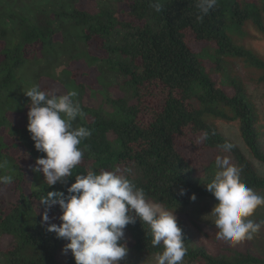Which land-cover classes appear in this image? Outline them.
Returning <instances> with one entry per match:
<instances>
[{
	"label": "trees",
	"instance_id": "obj_1",
	"mask_svg": "<svg viewBox=\"0 0 264 264\" xmlns=\"http://www.w3.org/2000/svg\"><path fill=\"white\" fill-rule=\"evenodd\" d=\"M77 1L0 0V161L9 162L0 175L13 176L11 184H0V264H75L71 252L62 251L67 241L47 230L40 197L66 191L74 175L89 169L117 168L127 170L150 201L174 211L187 248L183 264H264L253 238L228 241L217 237V228L199 234L189 213L192 206L218 202L206 188L217 155L230 157L247 187L264 190V173L252 160L264 163V90L258 94L248 83L256 80L264 89V54L246 44L252 28L264 38V0H217L202 22L196 21L197 0H123L135 23L116 16L118 0H99L95 14L78 9ZM156 2L159 12L150 7ZM95 36L105 58L86 48ZM28 46L35 48L28 52ZM80 61L99 72L100 89L89 87L90 97L101 96L97 106L71 68ZM242 68L253 76L245 80ZM43 77L77 92L73 99L85 116L73 126L92 131L79 145L84 158L73 176L51 187L33 171L36 158L46 154L35 149L27 129L30 98L24 94L37 85L49 90L41 86ZM220 121L237 124L247 152L221 131ZM225 142L234 145L230 152L222 151ZM61 211L58 205L49 210L51 223H61ZM151 238L139 218L129 224L121 241L129 251L120 264H155L163 246L153 247Z\"/></svg>",
	"mask_w": 264,
	"mask_h": 264
},
{
	"label": "clouds",
	"instance_id": "obj_2",
	"mask_svg": "<svg viewBox=\"0 0 264 264\" xmlns=\"http://www.w3.org/2000/svg\"><path fill=\"white\" fill-rule=\"evenodd\" d=\"M93 1V8L81 7L82 0H78L76 6L95 14L99 10V0ZM113 4L119 20L137 22V18L130 12V3L118 0ZM216 4L217 0H197L196 21L202 22ZM150 7L159 12L162 5L156 2L150 4ZM248 37L250 36L246 39ZM55 38L61 40L62 35L57 33ZM3 43L0 40V45ZM92 44L103 54L93 53ZM34 48L35 46H28L26 50L31 52ZM86 48L93 56H107L103 42L97 36L89 40ZM80 62L73 65L87 67L89 75L97 71L99 85L98 70L84 61ZM43 78L47 80L46 77ZM79 81L77 82L86 88V99H95L97 95L90 97L89 87ZM59 87L64 90L61 84ZM24 94L30 98L27 129L35 149L46 154L36 158L33 171L43 174L48 187L57 183L67 184V178L73 176V169L84 158V151L79 145L92 135L87 127L73 126L77 117L85 116L80 103L73 99L77 92L64 90V94H58L54 89L45 91L37 85L24 91ZM203 139H207V133ZM220 147L223 152H230L234 145L225 142ZM8 163L6 159L0 161V170L6 169ZM215 165L217 171L214 179L206 184V188L218 201L210 212L218 229L216 235L232 242L251 240L264 227V220L255 222L249 219L258 207H264V195L256 193L242 182L241 169L231 162L230 157L217 155ZM129 175L127 170L121 171L119 168L101 170L99 173L89 169L86 174L74 175L75 180L67 185L66 191H48L40 197V203L45 206L42 220L47 223V230L67 241L62 251L65 254L70 251L75 264H120L129 251L127 242H121L125 240V229L129 224H135L137 218L149 226L151 245L163 246V250L155 254V264H183L187 248L174 211L150 201L144 189L137 187L129 179ZM12 182V175H0V184L8 185ZM183 194L182 189L181 195ZM190 198L195 200V193ZM57 205L62 210L59 225L51 223L48 215L49 210ZM132 212L135 215L130 214Z\"/></svg>",
	"mask_w": 264,
	"mask_h": 264
},
{
	"label": "rangeland",
	"instance_id": "obj_3",
	"mask_svg": "<svg viewBox=\"0 0 264 264\" xmlns=\"http://www.w3.org/2000/svg\"><path fill=\"white\" fill-rule=\"evenodd\" d=\"M80 6L83 8H85L86 6L89 8H93L95 5H94L93 0H82V2L80 3ZM251 32L253 34V37H251V36L248 37L246 39V44L248 46L253 44L255 48H257L261 53L264 54V38L259 33H257L256 30L253 28L251 29ZM91 50L95 54H99V55L103 54L100 51H97L96 46L94 44L91 45ZM72 68L74 70H76L78 81L80 80L87 87L91 86L93 89L98 90L99 85L97 82V75H98L97 71L95 72V74L92 72L89 75V71H88L87 67L84 68L83 66L75 65ZM244 72H245V75L243 76V78L245 80H247L249 77L253 76V74L250 70L242 68V74H244ZM85 76H88V77L82 80V78H84ZM248 83H249V86L251 88L255 89L258 94H261L263 92L264 89H263L262 85L258 84L256 82V80H249ZM41 86L43 88L49 86L50 89L56 90L58 94H64V90H62L59 87L60 84L58 82L53 81V80H50V79L46 80L45 78H43ZM251 88H250V90H251ZM110 91L115 92L119 95H123L122 91H119L116 89H111ZM250 92H252V90ZM255 96H257V98H258V100L255 98L256 101H260L259 95H255ZM98 99L99 100H96L93 98H88L89 103L91 105H94V106H97L101 103V96L100 95H98ZM262 107H263V109H262L263 118L262 119L264 122V105L263 104H262ZM16 123L18 125H21L23 123L22 116H20L16 119ZM219 127H220L221 131H223L229 138H231L233 141H235L238 145H240L243 148L244 151L247 152V147H246V145H245V143H244V141L240 135V132H239V129H238L236 123L220 121ZM16 151L19 152V154L23 157L24 161L26 162V166L30 165L28 163L29 158L27 157V153L23 150V148L18 147V149H16ZM252 160L254 161L257 169L261 173H264V163H261L255 159H252ZM27 189L30 190V187H28ZM255 192L260 194V195H264V190H259V191H255ZM216 203H218V202L212 203L210 205L200 204V205L192 206L191 208H189L190 215L194 218V221L196 223H198V225H199L198 228H200V229H196L194 227L195 231L198 232L199 234L203 233L202 229H204L205 231L208 232L211 229L216 228V226L213 222L214 217H212L210 214L213 206ZM249 219H252L255 222H259L261 220H264V207H258L255 210L254 214L251 217H249ZM253 241H254L255 246L258 248V250L260 252L264 253V227H261L260 231L256 234H254Z\"/></svg>",
	"mask_w": 264,
	"mask_h": 264
}]
</instances>
